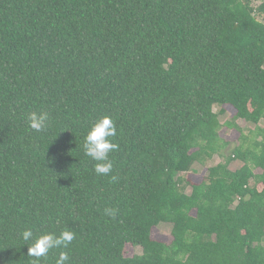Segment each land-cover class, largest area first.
<instances>
[{"label": "trees", "instance_id": "obj_1", "mask_svg": "<svg viewBox=\"0 0 264 264\" xmlns=\"http://www.w3.org/2000/svg\"><path fill=\"white\" fill-rule=\"evenodd\" d=\"M227 106L254 125L226 123L233 147ZM105 115L98 176L82 145ZM26 228L75 233L37 264H264V0H0V264L36 262Z\"/></svg>", "mask_w": 264, "mask_h": 264}, {"label": "clouds", "instance_id": "obj_2", "mask_svg": "<svg viewBox=\"0 0 264 264\" xmlns=\"http://www.w3.org/2000/svg\"><path fill=\"white\" fill-rule=\"evenodd\" d=\"M27 121L31 130L43 132L49 125V114L47 112H30L27 115ZM117 135L115 121L110 116H103L97 119L87 131L83 141L84 155L91 158L94 164V171L99 175L108 176L113 169V163L109 154L118 149V145L110 138ZM113 180L115 176L111 177ZM105 214L112 216L115 214L113 209H105ZM21 239L30 243L28 255L36 258L37 264L41 258L45 260L53 249H67L75 239V233L72 231H62L59 235L48 232L34 237L31 228H26L21 234ZM69 254L61 251L56 260V264H68Z\"/></svg>", "mask_w": 264, "mask_h": 264}, {"label": "rangeland", "instance_id": "obj_3", "mask_svg": "<svg viewBox=\"0 0 264 264\" xmlns=\"http://www.w3.org/2000/svg\"><path fill=\"white\" fill-rule=\"evenodd\" d=\"M235 111L231 107H226V112L220 116V121L225 126L219 131L220 136L230 143V147L238 144L239 131L233 128V126H229L226 123L234 122L244 133L246 134L249 129H253L254 125L250 123H246L243 120H233ZM220 161L219 157L214 156L210 161L207 162L206 166H200L195 164L191 171L186 175V178L194 181L200 182L203 176L207 172V167L211 166ZM240 162H233L231 164L232 169H236L240 166ZM254 173H260V169H254ZM188 192L189 189L187 188ZM151 237L157 241L169 243L172 239L171 237V224L169 223H161L158 226L154 227L151 231ZM140 252V249L137 247H133L131 245H126L124 249L125 256L131 257L134 254Z\"/></svg>", "mask_w": 264, "mask_h": 264}]
</instances>
